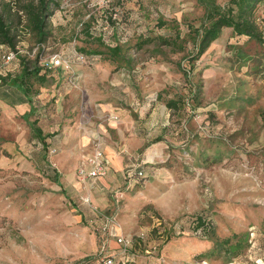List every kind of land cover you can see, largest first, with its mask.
<instances>
[{
    "label": "rangeland",
    "instance_id": "obj_1",
    "mask_svg": "<svg viewBox=\"0 0 264 264\" xmlns=\"http://www.w3.org/2000/svg\"><path fill=\"white\" fill-rule=\"evenodd\" d=\"M28 1L0 0V264H264V0L259 39L222 27L198 58L200 0H54L42 42ZM97 144L109 174L82 181Z\"/></svg>",
    "mask_w": 264,
    "mask_h": 264
},
{
    "label": "trees",
    "instance_id": "obj_2",
    "mask_svg": "<svg viewBox=\"0 0 264 264\" xmlns=\"http://www.w3.org/2000/svg\"><path fill=\"white\" fill-rule=\"evenodd\" d=\"M204 7V21L198 28L193 30L196 36L193 40V47L196 50L194 58H198L209 46V44L218 37L222 27H232L237 35H248L251 38L259 39V33L253 20V11L255 5L261 0H227L225 5L217 4L214 0H200ZM30 0L26 4L20 6L26 15L30 29L39 36L40 41H44L48 35L46 29L47 17L51 15L49 9L50 2L56 4L54 0ZM178 37V36H177ZM161 44L173 45L177 49H181V44L175 38L167 39L158 37ZM149 40V39H147ZM0 44H5L14 49V35L10 33V26L6 22L2 13H0ZM112 53L118 51V47L111 49ZM186 71V69H184ZM28 72V65L23 63V73ZM174 100L167 101V106L172 107ZM33 135L44 143V139L38 128L30 124ZM191 229L194 233L202 237H207L212 232V226L205 217L195 215L191 221Z\"/></svg>",
    "mask_w": 264,
    "mask_h": 264
},
{
    "label": "built area",
    "instance_id": "obj_3",
    "mask_svg": "<svg viewBox=\"0 0 264 264\" xmlns=\"http://www.w3.org/2000/svg\"><path fill=\"white\" fill-rule=\"evenodd\" d=\"M106 25L103 26V29H107L109 27V23L107 21ZM105 36L103 35V38ZM15 52L12 50H8L4 53L0 54V57L4 63H9L14 59ZM76 59L84 60V57L82 55H76ZM50 66L56 67L62 65V63H66L67 61L61 59L59 55H53L48 60ZM68 66V64H67ZM70 81H73L72 77H69ZM109 172V166L107 159L105 157V153L103 152V149L100 147V144H97L96 148L94 149V152L92 155L85 159L84 163L79 166L77 170L78 178L82 181H95L100 180L101 178H104L107 176ZM147 172L145 170H137V169H128L125 170L123 174L124 180L131 181L133 179H146ZM102 221H100V224L97 226V231L106 234L109 230V225L111 224V220L107 218L106 216H101ZM100 219V220H101ZM109 233V232H108ZM142 237V236H141ZM116 243L119 246H126V240L122 238L121 236H114ZM114 256L112 254L104 256L102 259V264H118L115 263Z\"/></svg>",
    "mask_w": 264,
    "mask_h": 264
},
{
    "label": "crops",
    "instance_id": "obj_4",
    "mask_svg": "<svg viewBox=\"0 0 264 264\" xmlns=\"http://www.w3.org/2000/svg\"><path fill=\"white\" fill-rule=\"evenodd\" d=\"M22 103H23V102L21 101L20 104H22ZM105 156H106V155H105ZM108 156H109V155H108ZM107 158H108V157H107ZM115 162L118 164V161H117V160H115ZM109 171H110V170H109ZM108 174H109V172H108ZM108 174H107V175H108ZM102 179H103V178H101L100 180H102ZM145 181H146V179H135V180H134V182H138V183H140V182H141V183H142V182L144 183Z\"/></svg>",
    "mask_w": 264,
    "mask_h": 264
}]
</instances>
